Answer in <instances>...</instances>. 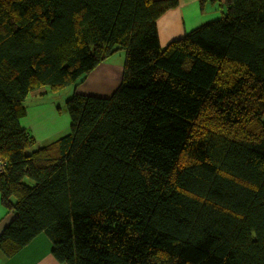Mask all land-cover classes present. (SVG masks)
<instances>
[{
	"label": "trees",
	"instance_id": "obj_1",
	"mask_svg": "<svg viewBox=\"0 0 264 264\" xmlns=\"http://www.w3.org/2000/svg\"><path fill=\"white\" fill-rule=\"evenodd\" d=\"M202 2L221 18L162 47L177 0H0L6 256L45 234L64 264H264V0ZM119 50L114 93L75 92L31 150L26 99Z\"/></svg>",
	"mask_w": 264,
	"mask_h": 264
},
{
	"label": "crops",
	"instance_id": "obj_2",
	"mask_svg": "<svg viewBox=\"0 0 264 264\" xmlns=\"http://www.w3.org/2000/svg\"><path fill=\"white\" fill-rule=\"evenodd\" d=\"M202 3V0H177V5L167 10L159 18L158 31L160 44L162 47H165L172 40L184 36L187 32L196 29L202 24L219 19L221 17V10L219 9L220 7L217 3L207 2L203 7ZM116 61H118L117 58L114 60H108L105 62L107 64L102 63V65L98 68V70H100L102 73V80L105 78L104 86L112 88L114 91L121 84L124 71L123 65L121 67H115L112 64V62ZM116 72L120 73V76L117 79L115 78ZM95 81L96 83H100L99 79ZM86 90L89 91L91 88ZM35 106H38L36 108V115L42 117L41 122L44 124V126H49L53 129L58 127V117L53 115V104L38 103ZM29 113L30 107L28 108V113L24 118H26ZM22 120L21 123L24 126ZM69 120L70 118H67L66 124L60 128L68 126ZM38 129L39 131L41 129L44 131L49 130L41 126H39ZM12 218V213H10L8 209H6L2 204L0 194V233ZM43 238H46V236H43V234L38 235L26 247L11 257L6 256L0 250V264H64L58 262L52 255L51 251L43 252L39 249L38 243Z\"/></svg>",
	"mask_w": 264,
	"mask_h": 264
},
{
	"label": "rangeland",
	"instance_id": "obj_3",
	"mask_svg": "<svg viewBox=\"0 0 264 264\" xmlns=\"http://www.w3.org/2000/svg\"><path fill=\"white\" fill-rule=\"evenodd\" d=\"M220 9V8H219ZM222 16V13H221ZM221 18V17H220ZM219 18V19H220ZM114 58H117L118 61L112 62V64L115 67H121L126 58V52L125 50H119L113 55ZM107 64V63H105ZM100 64L95 70H93L88 78L80 85L77 86V83H72L65 88L59 90V91H48L45 95L39 96V98H43V100L34 99L31 95L26 99L25 104L30 107V113L29 115L22 120L24 126L27 128L28 131H30L34 137L36 138V143L33 145L32 149H36L47 142H52L60 138L63 134L66 133V131L69 128V125L65 126L63 128H60L64 124H66V119L70 118V114L66 110V101L70 97H72L75 92L78 93H86V94H92L100 97H108L112 93H114L112 88H108L104 86V80H102V73L98 68L101 66ZM120 73H115V78H119ZM99 79L100 83H96L95 80ZM88 88H91V90H86ZM108 95V96H107ZM38 103H47V104H53L54 105V112L53 115L58 117L57 123L58 127L53 129L49 126H44V124L41 122L42 117L39 115H36V108L38 106H35ZM62 109V111H61ZM41 126L45 129H49L48 131H44L41 129L39 131L38 127ZM43 236H46V238H43L38 243V247L43 252H49L52 250V244L49 239V237L45 234ZM21 251V250H20ZM18 253V252H17ZM53 255V254H52ZM55 258V257H54Z\"/></svg>",
	"mask_w": 264,
	"mask_h": 264
},
{
	"label": "built area",
	"instance_id": "obj_4",
	"mask_svg": "<svg viewBox=\"0 0 264 264\" xmlns=\"http://www.w3.org/2000/svg\"><path fill=\"white\" fill-rule=\"evenodd\" d=\"M6 165V161L0 158V172H3Z\"/></svg>",
	"mask_w": 264,
	"mask_h": 264
}]
</instances>
